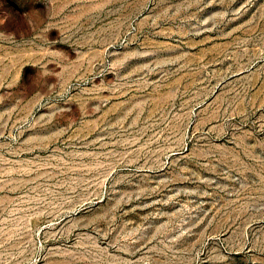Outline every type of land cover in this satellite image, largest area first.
Here are the masks:
<instances>
[{
  "label": "rangeland",
  "instance_id": "rangeland-1",
  "mask_svg": "<svg viewBox=\"0 0 264 264\" xmlns=\"http://www.w3.org/2000/svg\"><path fill=\"white\" fill-rule=\"evenodd\" d=\"M0 264H264V0H0Z\"/></svg>",
  "mask_w": 264,
  "mask_h": 264
},
{
  "label": "bare ground",
  "instance_id": "bare-ground-1",
  "mask_svg": "<svg viewBox=\"0 0 264 264\" xmlns=\"http://www.w3.org/2000/svg\"><path fill=\"white\" fill-rule=\"evenodd\" d=\"M102 219V218H101Z\"/></svg>",
  "mask_w": 264,
  "mask_h": 264
}]
</instances>
